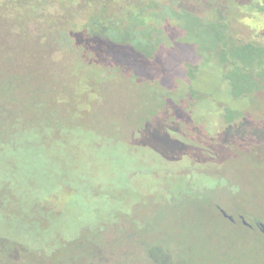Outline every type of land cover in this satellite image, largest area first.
I'll use <instances>...</instances> for the list:
<instances>
[{"label":"rangeland","instance_id":"rangeland-1","mask_svg":"<svg viewBox=\"0 0 264 264\" xmlns=\"http://www.w3.org/2000/svg\"><path fill=\"white\" fill-rule=\"evenodd\" d=\"M232 18L240 37L264 46V16L241 4ZM5 24L0 18V138L13 126L9 140L31 136L37 143L27 154L43 153L42 183L52 185L28 192L24 202L44 198L48 210H60L48 211L47 225L31 235L1 225L5 250L18 238L37 246L52 237L55 250L46 244L43 253L21 252L22 264H264V234L220 212L264 224V89L236 97L191 59L200 65L191 83L203 98L188 102L178 89L175 105L136 129V104L148 91L113 76L89 91L67 75L63 51L40 41L41 24L23 34ZM181 45L176 56L169 52L172 73L177 57L190 55ZM227 111L241 116L227 121ZM6 174L1 168L0 179ZM18 201L3 208L15 212ZM0 264H10L4 254Z\"/></svg>","mask_w":264,"mask_h":264},{"label":"trees","instance_id":"trees-1","mask_svg":"<svg viewBox=\"0 0 264 264\" xmlns=\"http://www.w3.org/2000/svg\"><path fill=\"white\" fill-rule=\"evenodd\" d=\"M238 1L201 0L200 5L197 0H0V18L21 34L29 24H41L40 41L45 44L49 40L63 51L68 63L67 75L73 81L80 79L89 91L109 76L117 77L132 89L148 91L145 98L138 100L134 112V127L142 129L160 109L176 104L177 101L171 100L174 91L182 90L188 102L191 98L194 103L203 98L191 83L197 78L199 65L191 59L201 60L200 68L207 67L236 97L264 89V46L255 39L238 35L232 18L233 11L240 6ZM184 2L195 4L187 8ZM256 14L264 16V0ZM241 26L255 30L249 24ZM180 43L190 55L183 53L177 59L174 57L178 69L172 73L168 69L169 52L175 54ZM156 89L162 92L160 98L155 94ZM79 97L83 99L84 94ZM239 113L227 111L226 120L238 118ZM53 121L58 124L56 119ZM14 131L12 126L7 137L0 138V154L15 152L22 157L0 160L7 173V178L2 180L10 187H20V192L13 194L7 190L0 196L8 203L19 200L20 205L22 202V208L16 210L19 229L24 230L27 217L36 209L40 215H36L39 220L35 228H39L41 219L47 225L48 211L55 215L60 210L51 206L48 210L42 205L44 198L24 202L28 192L47 190L52 184L44 188L42 183L48 177L40 167L47 165L39 157L43 153L35 152V157L33 153L27 154L37 143L31 136L8 141ZM90 191L96 192L97 187L92 186ZM53 241L52 237L48 238L40 246H56Z\"/></svg>","mask_w":264,"mask_h":264},{"label":"flooded vegetation","instance_id":"flooded-vegetation-1","mask_svg":"<svg viewBox=\"0 0 264 264\" xmlns=\"http://www.w3.org/2000/svg\"><path fill=\"white\" fill-rule=\"evenodd\" d=\"M262 1L263 0H239L238 1V4L239 5H243L245 4L247 6V9L248 11L250 12H255L259 9L260 5L262 4ZM214 6H217V4H214ZM13 141H16L17 139H12ZM8 141H9V138H8ZM2 156V155H0ZM3 159V158H1ZM11 161L12 159H6L5 161ZM14 160V159H13ZM8 164V163H7ZM10 165V164H8ZM12 166H15L14 163H11ZM3 166H5L4 162L0 160V167L2 169ZM0 168V169H1ZM14 172V171H12ZM1 182H2V185L4 187V189H2V193L3 192H6L7 190H9V186L7 184H5L4 180L1 179ZM10 191V190H9ZM5 203H8V201H5L3 200V195L0 196V229H1V225H6L10 228V230H13V229H16V227L18 228V222L19 220L16 219V211L13 212L11 211L12 215L10 212H7L5 208ZM4 206V208H3ZM3 210V211H2ZM6 213H5V212ZM4 212V215L2 214ZM221 212V211H220ZM9 213V214H8ZM226 219H228L229 221H231L232 223H236L238 220L240 221L241 225H244L245 227H253L255 228L256 230L260 231V233L264 234V232L261 231L260 227H259V224L260 222L259 221H253L251 220V222L247 221L243 215H238V217H228V216H224ZM44 219H41L40 221L43 222ZM46 221V220H45ZM27 225H24L22 228L24 230H28L29 229V233L31 235L32 231H35V227H36V217L34 216V214L32 212H30V216L27 217ZM47 222V221H46ZM6 232H3V233H0V255L4 254L6 256V259L10 262V264H22L23 262L21 261L22 260V257L23 255H21V252H26L27 250H31V251H36L34 250L37 249V251H39L40 253L42 252L43 253V249L42 247L45 246V245H35V244H30V243H26V239L23 238V239H20L18 238L19 240H15L11 243V247L8 248V249H4V246H3V241H4V236L6 235L5 234ZM34 234V233H33ZM51 239V237L49 238ZM61 244H63V240L61 242ZM27 245H30V249L28 248ZM51 247V248H50ZM48 248L50 249H53L55 250L56 246H49ZM97 249L100 250V247L97 245ZM40 256H42L41 254H39ZM46 256V255H45ZM44 257V256H42ZM48 257V256H46ZM104 262H107V259L104 260Z\"/></svg>","mask_w":264,"mask_h":264},{"label":"water","instance_id":"water-1","mask_svg":"<svg viewBox=\"0 0 264 264\" xmlns=\"http://www.w3.org/2000/svg\"><path fill=\"white\" fill-rule=\"evenodd\" d=\"M221 213H222L224 216H227V214L225 213V211L221 210ZM228 217H230V216H228ZM259 227H260L261 231L264 232V224L260 223V224H259Z\"/></svg>","mask_w":264,"mask_h":264}]
</instances>
